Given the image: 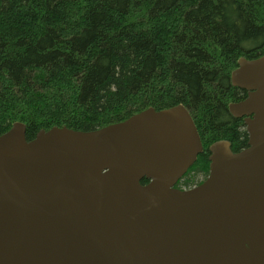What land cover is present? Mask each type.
<instances>
[{
    "label": "water",
    "instance_id": "1",
    "mask_svg": "<svg viewBox=\"0 0 264 264\" xmlns=\"http://www.w3.org/2000/svg\"><path fill=\"white\" fill-rule=\"evenodd\" d=\"M247 146H208L206 179L177 181L202 152L181 103L93 130L20 121L0 134V264H264V54L230 73ZM145 179L146 182L141 181Z\"/></svg>",
    "mask_w": 264,
    "mask_h": 264
},
{
    "label": "trees",
    "instance_id": "2",
    "mask_svg": "<svg viewBox=\"0 0 264 264\" xmlns=\"http://www.w3.org/2000/svg\"><path fill=\"white\" fill-rule=\"evenodd\" d=\"M262 54L264 0H0V134L15 121L27 140L93 130L181 103L203 147L191 169H206L212 142L246 146L230 73Z\"/></svg>",
    "mask_w": 264,
    "mask_h": 264
},
{
    "label": "flooded vegetation",
    "instance_id": "3",
    "mask_svg": "<svg viewBox=\"0 0 264 264\" xmlns=\"http://www.w3.org/2000/svg\"><path fill=\"white\" fill-rule=\"evenodd\" d=\"M235 88V91L237 92V98H236V100L234 101V102H237V101H240V100H242V99H244L245 97H246V95L248 94V91L247 90H245V89H241V88H239V87H234ZM229 111V110H228ZM230 113V112H229ZM231 115V114H230ZM232 116V115H231ZM232 117H234V116H232ZM234 118H238V119H240L241 121H242V123L244 124V120H243V116L242 117H234ZM243 129H244V131H246V126H245V124L243 125ZM246 133H247V131H246ZM247 141H248V137H247ZM247 141H246V146H247ZM245 146V147H246ZM245 147H243V148H245ZM242 148V149H243ZM241 150V149H240ZM196 161H197V159H196ZM195 161V162H196ZM207 161H208V156H207ZM194 166V164L191 166V167H193ZM191 167L188 169V171L187 172H196V177H195V179H194V182H193V184L191 185V186H194V185H196V184H199V183H201L206 177H207V175H208V171H209V161L207 162V168L206 169H203V168H201V169H195V167L194 168H192L191 169ZM187 172L184 174V176L187 174ZM190 185H182V184H180L179 185V188H181V189H186V188H189V187H191Z\"/></svg>",
    "mask_w": 264,
    "mask_h": 264
}]
</instances>
